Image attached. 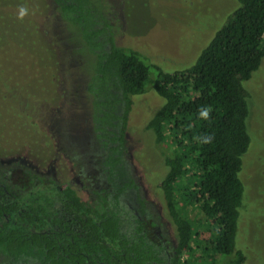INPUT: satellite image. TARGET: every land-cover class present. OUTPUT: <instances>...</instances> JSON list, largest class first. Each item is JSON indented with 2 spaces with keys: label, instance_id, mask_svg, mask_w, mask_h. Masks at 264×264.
<instances>
[{
  "label": "trees",
  "instance_id": "trees-1",
  "mask_svg": "<svg viewBox=\"0 0 264 264\" xmlns=\"http://www.w3.org/2000/svg\"><path fill=\"white\" fill-rule=\"evenodd\" d=\"M49 5L68 14L93 44L95 84L88 91H96L103 115L117 116L123 127L131 96L146 85L163 99L145 128L159 145L166 132L172 133L170 149L160 154L156 188L173 234L166 240L158 233L159 213L140 207L141 214H134L121 201L120 193L134 183L113 146L103 155L107 186L93 189L89 199L22 163L3 162L0 264H202L197 255L215 256L216 264H243L244 254L234 248L243 193L238 172L250 141L245 123L249 93L243 82L264 55V0H236L193 62L170 71L145 62L137 50L114 44L90 0H0V26L8 30L13 25L1 13L7 6L28 8L39 15L38 22ZM18 21L11 19L29 31L33 23L31 32L38 38L33 42L48 49L31 16ZM45 67L50 74L52 65L47 61ZM0 91L8 99L3 83ZM206 109H211L207 118L202 115ZM26 142L12 145L22 151Z\"/></svg>",
  "mask_w": 264,
  "mask_h": 264
},
{
  "label": "rangeland",
  "instance_id": "rangeland-1",
  "mask_svg": "<svg viewBox=\"0 0 264 264\" xmlns=\"http://www.w3.org/2000/svg\"><path fill=\"white\" fill-rule=\"evenodd\" d=\"M90 1L108 24L114 44L139 51L145 62L166 71L192 63L226 14L236 7V0ZM1 13L13 25L8 30L0 26V83L8 94L4 99L0 91V163H22L89 199L93 189L107 186L102 157L114 142L112 126L100 115L96 91H88L89 85L95 84L93 44L68 14L52 5L43 6L38 22V14L28 13L37 22L36 32L44 37L48 49L33 42L38 39L31 32L33 23L29 31L21 23L11 22L18 11L7 6ZM21 41L25 42L19 45ZM47 61L52 65L50 74L45 72ZM146 86L144 92L131 96L124 152L116 156L126 162V177L134 183L122 191L126 207L137 209V214H141L140 207L159 213L163 224L157 230L167 240L173 233L161 214L156 183L162 172L160 154L170 149L172 133L166 132L159 145L145 128L163 101ZM243 86L249 93L245 123L250 141L238 172L243 193L234 248L244 254L243 264H264V55ZM12 132L14 137L9 136ZM23 140L27 145L22 151L14 149L12 144ZM198 258L202 264H216L215 256Z\"/></svg>",
  "mask_w": 264,
  "mask_h": 264
},
{
  "label": "flooded vegetation",
  "instance_id": "flooded-vegetation-1",
  "mask_svg": "<svg viewBox=\"0 0 264 264\" xmlns=\"http://www.w3.org/2000/svg\"><path fill=\"white\" fill-rule=\"evenodd\" d=\"M48 2L50 3V0H48ZM106 47H107V45H106ZM114 113L115 114L117 113L118 116L120 115V111L119 110L114 111ZM100 115H102V113H100ZM50 116H52V115H49L48 119L50 118ZM119 123H120V119L117 116L116 117H111V118L107 117L106 124L109 125V126L111 125L112 128H113V131L110 134L117 137V138H113L112 137L111 139L114 140L113 145H109V146L115 147L113 155H116V154L117 155H121L124 152V149H122V148H123V146H124V144L126 142L125 138H123V134L125 133L124 130H126V121H125V124H124L123 127H121ZM103 157H102V160H103ZM122 193L123 192H121L120 196H119L121 201H123ZM136 210H134V211L131 210V211H132V213L137 214Z\"/></svg>",
  "mask_w": 264,
  "mask_h": 264
},
{
  "label": "clouds",
  "instance_id": "clouds-1",
  "mask_svg": "<svg viewBox=\"0 0 264 264\" xmlns=\"http://www.w3.org/2000/svg\"><path fill=\"white\" fill-rule=\"evenodd\" d=\"M28 12H29L28 8H26V7H24V6H20L19 9H18V16H17V18L20 19V20H23L24 17H25L26 15H28ZM210 111H211V109H206V110L202 111V115H203L205 118H207L208 115H209V113H210ZM209 139H210V138H209Z\"/></svg>",
  "mask_w": 264,
  "mask_h": 264
}]
</instances>
